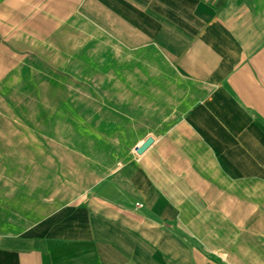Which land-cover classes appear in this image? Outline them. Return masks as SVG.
<instances>
[{
	"label": "crops",
	"instance_id": "obj_1",
	"mask_svg": "<svg viewBox=\"0 0 264 264\" xmlns=\"http://www.w3.org/2000/svg\"><path fill=\"white\" fill-rule=\"evenodd\" d=\"M62 78L107 119L37 140L32 185L0 129V264H264V0H0V93Z\"/></svg>",
	"mask_w": 264,
	"mask_h": 264
},
{
	"label": "rangeland",
	"instance_id": "obj_2",
	"mask_svg": "<svg viewBox=\"0 0 264 264\" xmlns=\"http://www.w3.org/2000/svg\"><path fill=\"white\" fill-rule=\"evenodd\" d=\"M88 81L89 80H84V82ZM57 86L63 87L62 90L67 93L53 97L55 99L52 101H49L47 98L40 99L39 96L32 94L35 89L31 79H20L18 83L10 89V91H13V94L0 93V129L6 128L7 134L11 135V146L13 147L16 146V139L21 136L23 137L21 140L25 152L23 165L25 175L21 177H24L26 185H32L34 182H37L38 179L43 178V176H37L33 173V157L35 154L39 153V146L42 145L37 140H43L49 135H53L54 127L56 128V136H60L61 128L67 127V134H74L78 136L79 139L84 138L85 135L90 137L92 132L96 131L99 127L91 128L90 132L82 130L80 124H78L80 116L84 117L91 124L96 122L102 123L107 119L106 116L101 113L98 115L95 109L96 100L94 98L92 100L88 97L84 98V96L78 92L77 88L81 86V80H66L62 78L57 80ZM0 91L2 92V87ZM105 97L111 98L112 96L105 95ZM64 101L68 102L67 111L63 109L65 104ZM39 102H45L46 104L53 102L54 106L50 110L42 109L43 107L39 105ZM70 104L72 107H70ZM110 128L111 127L108 126L100 129L108 130ZM137 131L138 130H136V132ZM76 144L80 147L85 146V144L79 142ZM120 145H124L130 151L136 152L134 143H123ZM45 146H47V144ZM117 147L119 149L118 145ZM59 152L60 151L57 149V155H59ZM62 161L64 160H58V167H67ZM80 161L81 160L78 158L75 160L73 159V167L70 169L72 171L71 174L57 176V188L64 189L71 183L76 185L80 184L82 176L74 173L76 167L82 166ZM15 177H17V175H9L10 179ZM44 179L46 180L45 177Z\"/></svg>",
	"mask_w": 264,
	"mask_h": 264
},
{
	"label": "water",
	"instance_id": "obj_3",
	"mask_svg": "<svg viewBox=\"0 0 264 264\" xmlns=\"http://www.w3.org/2000/svg\"><path fill=\"white\" fill-rule=\"evenodd\" d=\"M151 142H152V138H151V137L146 138V139L144 140V142H142V144H140L139 146H137V147L135 148L136 152H137V153H141L142 151H144V149H145L146 147L149 146V144H150Z\"/></svg>",
	"mask_w": 264,
	"mask_h": 264
}]
</instances>
